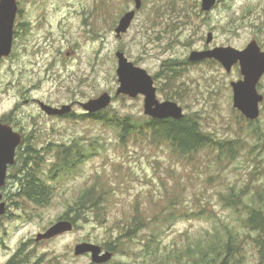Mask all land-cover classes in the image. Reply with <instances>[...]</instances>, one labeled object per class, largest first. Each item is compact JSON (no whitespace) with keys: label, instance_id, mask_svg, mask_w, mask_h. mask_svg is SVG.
Instances as JSON below:
<instances>
[{"label":"rangeland","instance_id":"1","mask_svg":"<svg viewBox=\"0 0 264 264\" xmlns=\"http://www.w3.org/2000/svg\"><path fill=\"white\" fill-rule=\"evenodd\" d=\"M17 2L12 52L0 63V120L13 111L14 131L50 151L51 143L93 147L59 181L46 207L20 209L16 203L22 199L13 196L17 179H7L0 189L8 204L0 219V264H8L22 245L28 264H95L90 254L75 255L81 242L104 249L111 243L114 256L105 264H204L200 251L229 236H236L232 254L238 264H264V232L247 227L253 209L264 217V149L254 134L264 132V101L251 125L234 107L231 82L242 78L239 65L227 72L215 60L190 61L180 65L182 76L173 83L159 75L167 60L188 62L194 50L243 49L252 40L264 50V0H218L209 12L202 10V0H143L121 37L115 27L134 8V0ZM209 32L213 41L207 45ZM118 50L154 78L160 101L177 102L185 114L197 113L215 138L235 142L236 159L224 154L219 159L210 151L179 158L165 144L143 137L122 140L113 124L81 117L88 114L78 102L104 92L113 96L112 113L147 117L143 96L116 95ZM258 89L264 95V76ZM37 100L54 107L77 105L66 117H53ZM46 157L48 172L52 157ZM16 170L10 167L9 174ZM93 185L108 191L102 216L90 213L72 231L36 240ZM232 187L241 198L237 202L246 205L224 204L222 197ZM136 217L141 218L139 229ZM129 225L134 235L125 237Z\"/></svg>","mask_w":264,"mask_h":264},{"label":"trees","instance_id":"2","mask_svg":"<svg viewBox=\"0 0 264 264\" xmlns=\"http://www.w3.org/2000/svg\"><path fill=\"white\" fill-rule=\"evenodd\" d=\"M188 64H191V62H179L176 59H169L162 66L159 75H161L160 77H165L168 83H173V81L182 76L183 69L180 65L186 66ZM110 112L111 109L108 107L97 114H88L81 117L87 116L113 124L119 131V137L122 140L143 137L151 143L165 144L179 158L192 157L202 151H210L218 153L219 159L222 157V154L226 158H230V160L236 159L235 155H233L238 149L236 143L233 141L227 142L225 139L220 140L215 138L212 132L205 131L197 113L194 115L185 114L184 118L180 120H157L151 117L134 119V117L129 115L123 117ZM12 113L13 111L10 114L4 115L1 120L12 124ZM247 122L251 125L254 121L247 119ZM254 134L262 142L264 149V136H262L264 132L256 130ZM49 147L52 148V151L46 147H37L36 144L24 137L22 145L18 148L16 163L11 166L13 169L17 168V170L14 174H9L8 179L13 177L17 179L19 188H17V192L13 196H18L22 199L16 205L23 211L27 210L28 207L43 208L48 206L53 199L59 181L69 176L83 162L84 158L89 157L93 144L87 147L75 141L72 144L51 143ZM44 152L52 157V163L48 172L44 170V165L47 162V154H44ZM107 193L108 191L103 190L102 192L95 185L84 188L78 194L73 204L68 206V209L60 219L71 220L75 226L80 218H86V215L90 213L97 217L102 216L105 206L102 202ZM236 197L239 196H237L234 187H232L222 197V200L230 208L246 205V203H238ZM239 199L241 200L240 197ZM140 222L141 218L138 219L136 217L133 222L136 224L135 228L139 229L141 227ZM247 224H249L247 227L252 230L259 231L260 233L261 231L264 232V217L260 210L253 209L249 212ZM133 235L134 229L130 228L125 237H132ZM235 239L236 236H229L224 243L210 244L205 250L200 251L199 259L204 264H238L237 258L232 254L234 252L232 250H236L235 247H237ZM23 247V245L20 247L8 264H28V256H24ZM105 248L112 251L115 247L109 243L105 245ZM197 264H199V261Z\"/></svg>","mask_w":264,"mask_h":264},{"label":"water","instance_id":"3","mask_svg":"<svg viewBox=\"0 0 264 264\" xmlns=\"http://www.w3.org/2000/svg\"><path fill=\"white\" fill-rule=\"evenodd\" d=\"M218 0H202V10L209 12L217 4ZM133 9L125 12L117 26L115 33L121 37L131 27L137 11L141 9L143 0H134ZM18 14L17 0H0V63L8 57L13 48L15 21ZM213 41V33L209 32L206 43ZM118 60L117 75L119 87L116 95H127L131 98L144 97V114L157 120L184 118L185 112L181 105L172 100L160 101L157 97V87L154 78L146 69L132 62L125 52H116ZM205 60L219 62L227 72H231L235 65H239L242 78L232 81L233 105L248 120L256 121L261 114V103L264 95L259 92L258 85L264 76V50L256 40H252L245 48L238 49L232 46H215L201 50H194L189 55L192 63ZM113 101V96L108 92L90 99L86 102H78L84 112L89 115L97 114L108 108ZM41 110L48 116H65L73 112L72 104H64L54 107L46 102L37 100ZM23 137L18 131H14L10 124L0 120V189L7 184L9 169L16 163L17 150L22 144ZM8 211V204L0 193V218ZM74 224L71 220L61 219L51 225L45 232L39 233L37 241L52 239L64 233L72 231ZM75 255L90 254L95 264H105L114 256V252L104 249L101 245L91 242H81L74 248Z\"/></svg>","mask_w":264,"mask_h":264},{"label":"flooded vegetation","instance_id":"4","mask_svg":"<svg viewBox=\"0 0 264 264\" xmlns=\"http://www.w3.org/2000/svg\"><path fill=\"white\" fill-rule=\"evenodd\" d=\"M72 103H73V102H72ZM76 105H77V104L74 103L73 109H74V107H75ZM78 105H80V104L78 103ZM66 116H68V115H65V116H53V117H62V118H63V117H66ZM4 200H5V199H4ZM3 216H4V215H3ZM3 216H2V217H3ZM0 219H1V218H0Z\"/></svg>","mask_w":264,"mask_h":264}]
</instances>
